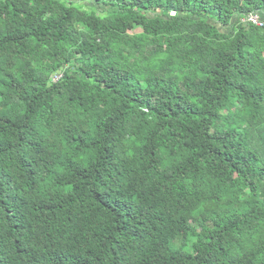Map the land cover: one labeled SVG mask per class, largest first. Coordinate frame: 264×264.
I'll return each instance as SVG.
<instances>
[{
    "label": "trees",
    "instance_id": "1",
    "mask_svg": "<svg viewBox=\"0 0 264 264\" xmlns=\"http://www.w3.org/2000/svg\"><path fill=\"white\" fill-rule=\"evenodd\" d=\"M254 14L0 0V264H264Z\"/></svg>",
    "mask_w": 264,
    "mask_h": 264
},
{
    "label": "built area",
    "instance_id": "2",
    "mask_svg": "<svg viewBox=\"0 0 264 264\" xmlns=\"http://www.w3.org/2000/svg\"><path fill=\"white\" fill-rule=\"evenodd\" d=\"M245 22L248 23V24H253V25H256V26H259V27H263L264 26V22L262 21L261 17L258 15V14H254V15H251V16H248L246 19H245ZM63 77L61 76H58L55 81H60Z\"/></svg>",
    "mask_w": 264,
    "mask_h": 264
},
{
    "label": "rangeland",
    "instance_id": "3",
    "mask_svg": "<svg viewBox=\"0 0 264 264\" xmlns=\"http://www.w3.org/2000/svg\"><path fill=\"white\" fill-rule=\"evenodd\" d=\"M140 30L139 29H137V30H135L133 33H136V32H139Z\"/></svg>",
    "mask_w": 264,
    "mask_h": 264
}]
</instances>
